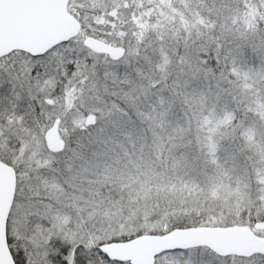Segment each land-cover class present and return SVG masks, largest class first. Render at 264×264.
<instances>
[{
    "label": "snow or ice",
    "instance_id": "1",
    "mask_svg": "<svg viewBox=\"0 0 264 264\" xmlns=\"http://www.w3.org/2000/svg\"><path fill=\"white\" fill-rule=\"evenodd\" d=\"M0 264H264V0H0Z\"/></svg>",
    "mask_w": 264,
    "mask_h": 264
}]
</instances>
